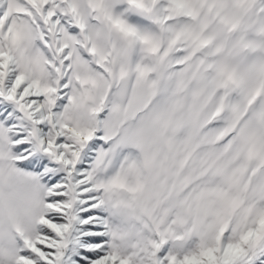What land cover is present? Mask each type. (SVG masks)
Instances as JSON below:
<instances>
[{
    "label": "snow or ice",
    "instance_id": "6c2138e0",
    "mask_svg": "<svg viewBox=\"0 0 264 264\" xmlns=\"http://www.w3.org/2000/svg\"><path fill=\"white\" fill-rule=\"evenodd\" d=\"M0 264H264V0H0Z\"/></svg>",
    "mask_w": 264,
    "mask_h": 264
}]
</instances>
